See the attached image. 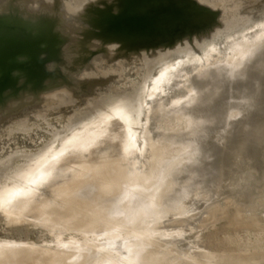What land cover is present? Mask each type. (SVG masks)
<instances>
[{"label": "rangeland", "instance_id": "obj_1", "mask_svg": "<svg viewBox=\"0 0 264 264\" xmlns=\"http://www.w3.org/2000/svg\"><path fill=\"white\" fill-rule=\"evenodd\" d=\"M142 1L148 2V6L142 8ZM171 1L186 7L191 16L177 20L172 28L165 21L143 32L129 27L130 17L126 13L129 10L156 11L157 17H165V3H159L163 10L157 11L155 0H0V24L16 20L23 29L24 36L18 37L28 46L17 54L26 50L28 55H33V61L26 67L28 73L32 76L45 67L48 74L43 82L21 84L19 91L9 92L0 99V195L24 188L23 193L0 208V246L17 243L29 249L35 245L39 251L44 241L63 236L54 248L63 250L68 264H123L124 260L130 261L131 256L134 259L131 258L130 263L126 261L127 264H134L136 259L139 264H149L146 260L142 263L145 258L141 255L153 250L163 252V248L165 253L175 250L172 256L177 253L174 257L184 259L183 262L186 259L185 264H264V141L257 142L262 137L264 140V92L261 91L264 90V52H260V49L264 51V15L254 17L264 10V0ZM3 30L11 32L10 27ZM218 32H222L226 42L208 67L190 74L185 73L186 69H176L184 61L183 66L190 67L204 59L202 50ZM259 32L262 36L258 41H243L245 36L253 38ZM182 46L189 49L180 51ZM48 49L55 51L56 56L59 53L56 61L52 60L54 53ZM45 51L51 56L46 61ZM188 53L195 57L185 60ZM229 55L234 59L228 60ZM13 67L15 61L11 69ZM24 67L22 62L15 76L20 79L18 83L22 81ZM239 72L245 74L243 79L235 77ZM257 72H261V76ZM182 76L193 79L189 83L193 87L190 94L180 89ZM256 81L263 89H259L261 85ZM150 86L158 90L162 98L154 104L155 108L162 102V108L153 109L152 113L159 116L166 131L158 124L149 127L150 136L156 141L151 142L167 148L157 166L158 171L166 172L149 185L151 188L122 182L102 194L98 178L88 174L87 166L91 161H99L102 154L105 159L119 160L121 164L135 157L142 160L144 143L139 136L146 125L147 119L142 116L147 112L144 93ZM245 89L249 92L245 93ZM176 96L186 98L178 104V109L176 103L171 102L176 105L173 107L169 102ZM256 97L259 102L253 103ZM253 107L259 114L254 113ZM158 109L173 110V120L170 118L173 122L165 121L171 112L168 111V115ZM219 115H223L221 119ZM180 121L188 122V126L178 132ZM166 122L173 128H168ZM250 124L256 130L250 127L254 136L250 133ZM244 129L247 136L250 133L249 137L242 134ZM235 156L238 158L234 159ZM62 157L68 158L67 167L76 165L71 177L75 185L70 194L72 199L90 209L82 210L92 216V220L107 223H102L107 227L102 229L106 234L102 230L93 233L88 228L66 231L54 224L45 226L40 223L37 211L31 210L32 203L47 204L54 184L68 180L69 175L60 170L43 186L33 185L40 175L53 169L52 160ZM211 169H217V174H211ZM153 171L147 170L138 177L144 179ZM116 172L117 167L110 170V180ZM234 179H241L243 185L238 187L240 181ZM137 199L142 205L143 201H149V205H144L147 208L144 212ZM150 200L165 207L160 206L161 210ZM154 209L156 212H152ZM54 212L64 218L68 214L59 206H55ZM94 212H101L102 216ZM152 213L157 215V218L154 215L156 220ZM129 214H138L134 217L137 220L128 223ZM147 221L153 226L148 227ZM112 226L117 229H113L116 232L112 235L117 233L118 237L108 240ZM135 228L140 230L139 239L144 233L146 243L138 240L134 232L131 233L134 238L127 239L133 237L127 233ZM99 233L102 237L97 235ZM38 253L34 254L36 260L40 257ZM117 258H121L122 263ZM113 259L116 262L112 263Z\"/></svg>", "mask_w": 264, "mask_h": 264}, {"label": "bare ground", "instance_id": "obj_2", "mask_svg": "<svg viewBox=\"0 0 264 264\" xmlns=\"http://www.w3.org/2000/svg\"><path fill=\"white\" fill-rule=\"evenodd\" d=\"M78 1V0H77ZM137 1V0H136ZM151 1V0H150ZM153 1V0H152ZM78 3V2H77ZM129 3H130V1H129ZM155 3H157V5H158V7H159V3H165V6H167L166 7V9H165V11H167V13H166V16H168L169 15V13H170V11L172 10V9H174V8H183V12L177 17V18H170V19H168L167 20V24H168V26H175V23L177 22V20L179 21V19L181 20V18H185V17H189V16H191V12H189V10L186 8V7H184V6H182V5H180L179 4V2H175V1H171V0H155ZM154 4V3H153ZM141 6H142V8H145L146 6H148V2H146V1H142L141 2V4H140ZM140 5H139V8H140ZM154 5H156V4H154ZM156 5V6H157ZM187 5V4H186ZM149 6H151V5H149ZM153 6V5H152ZM156 6H154V7H156ZM163 5H161V7H162ZM164 6V7H165ZM123 7V6H122ZM138 7V6H137ZM153 7V8H154ZM161 7H159V8H157V11L158 10H161L160 8ZM16 8L18 9V7L16 6ZM150 8V7H149ZM163 8V7H162ZM12 9V8H11ZM151 9V8H150ZM121 10V9H120ZM152 10V9H151ZM163 10V9H162ZM161 10V11H162ZM16 11V10H15ZM12 11L10 10V13H11ZM120 12H122V11H120ZM144 12V11H143ZM160 12V11H159ZM158 12V13H159ZM6 13V12H5ZM147 13H154V15L156 16L157 15V13H156V11H151V12H147ZM4 14V13H3ZM175 15V14H174ZM264 15V10L263 11H258L256 14H255V18H259L260 16H263ZM158 16H159V14H158ZM170 16V15H169ZM0 17H2V16H0ZM103 18V17H102ZM108 18H109V16H108ZM197 18H199V17H197ZM17 19H19V18H17ZM9 20V19H8ZM106 20V19H105ZM21 21H23L22 19H21ZM111 21V20H110ZM14 22H16V20L14 21ZM13 21H6V22H4V23H2V24H0V31H2L3 30V27H10V29H11V32L10 33H14V35H16V36H24V33H23V29L22 28H20L19 26H18V22H16V23H14ZM103 24V23H102ZM130 24V23H129ZM161 25V24H160ZM166 26V25H165ZM25 27V26H24ZM127 28V27H126ZM172 28V27H171ZM38 29H40V28H38ZM159 29V28H158ZM125 30V29H124ZM39 31H41V30H39ZM129 31V30H128ZM32 32V31H31ZM30 32V33H31ZM120 32H123V31H120ZM143 32H145V31H143ZM33 33V32H32ZM125 32H123V34H124ZM219 34H216L215 36H213V38L210 40V44H208L203 50H202V53L204 54V59H199V61L196 63H194L193 65H189L190 67H186V66H183V63L185 64V61L180 65V66H178L176 69H186L185 70V73H187V74H190V73H199V72H201V71H203L206 67H208V65H209V63H211L212 61H214L216 58H214V56L215 55H219V52H220V50H221V48L225 45V42H226V40H224L223 38H222V35H221V33L222 32H218ZM262 32H259L255 37H253V38H249V37H244L243 38V41L244 42H253V41H258V39L259 38H261V36L262 35H260ZM203 35V34H202ZM200 36V35H199ZM198 36V37H199ZM199 38H201V36L199 37ZM198 38V39H199ZM204 38V37H203ZM242 38V37H241ZM197 39V38H196ZM198 39H197V41H198ZM204 40V39H203ZM228 40H230V39H228ZM200 41V40H199ZM195 42V41H194ZM197 43V42H196ZM187 45V44H186ZM55 47H56V44H55ZM192 48H193V46H191ZM189 49V47L188 46H182V48H180V51H186V50H188ZM259 50V49H258ZM29 52V51H28ZM26 50H23L22 51V53H19V54H17L16 56L17 57H19V55L21 56V54H30V53H28ZM56 52H58V50L56 51ZM256 52H258L259 53V51H256ZM255 52V53H256ZM260 52H264L263 50L261 51V49H260ZM51 53V52H50ZM55 53V52H54ZM257 54V53H256ZM262 54V53H261ZM50 55V54H49ZM48 55V56H49ZM52 55V54H51ZM56 55V54H55ZM58 55H59V53H58ZM260 55V54H259ZM31 56H33V55H31ZM217 56H215V57H217ZM257 56V55H256ZM195 56H193L192 54H190V53H188V55H187V57H186V59L185 60H192L193 58H194ZM234 56H232V55H229L228 57H227V59L229 58L230 60H232V59H234L233 58ZM254 57V56H253ZM260 57V56H259ZM198 58V57H197ZM249 58V57H248ZM263 58V57H262ZM228 59V60H229ZM193 63V62H192ZM259 63V62H258ZM261 63V62H260ZM263 63H264V59H263ZM258 65V64H257ZM261 65V64H260ZM264 65V64H263ZM181 66H182V68H181ZM262 67V66H261ZM261 69V71L263 70L262 68H260ZM259 69V70H260ZM246 72V71H245ZM257 73H261V72H257ZM251 74V73H250ZM259 74L258 75H256V76H259ZM36 74L34 73L32 76H35ZM264 75V74H263ZM215 76V75H214ZM243 76H245V74L244 73H241V72H239V73H237V75H235V77L236 78H242L243 79ZM250 76V75H249ZM260 76H261V74H260ZM235 77H234V79H235ZM246 77H247V75H246ZM245 77V78H246ZM254 77H252V79H253ZM190 79H192V78H190V77H188V76H182L181 77V81H182V86L180 87V89H181V91H183V93H185V92H188L189 94H190V92H191V88L190 87H192V86H190ZM255 79H257V78H255ZM219 80V79H218ZM237 80V79H236ZM239 80V79H238ZM192 81H193V79H192ZM212 81H213V79H212ZM216 81V80H215ZM214 81V82H215ZM256 82H258L259 83V81H256ZM258 83H256V84H258ZM194 84V83H193ZM215 84V83H214ZM256 84H255V86H256ZM263 84H264V82H263ZM253 85V84H252ZM251 85V86H252ZM259 85H261L260 83H259ZM250 86V87H251ZM216 87H217V85H216ZM249 87V86H248ZM262 87V85L261 86H259V89ZM264 87V86H263ZM154 87L153 86H150V87H148V88H146V90H145V93H144V95H146V101H145V103L147 102V105L145 104V107L147 108V112H145V115H143V113H142V116H144L145 117V119H147L146 120V122H145V124L146 125H144V128L142 129V131H141V134H140V136H139V139H141L142 141H143V143H144V146L142 147V152H143V154H141V157H142V155H143V158H142V160H140L139 158L140 157H135L134 158V160H131L129 163H125V164H121V162L119 161V160H117V161H109L108 159H105L106 157L104 156V154H102L101 155V159L99 160V161H95L94 163H92V161L88 164V166H87V171H88V174L89 175H91V176H96L97 178H98V181H99V187L101 188V193L103 194V193H105L106 192V190H108L109 188H112V186H114L115 184H119V185H121V183L122 182H127V183H132V184H134V183H138V185L140 184V185H142L144 188H146V186L147 187H150L149 185L151 184L152 185V183H154L157 179H159L160 178V176L162 175V173H164V172H166V170L164 171V172H160V170L158 171V169H157V166H159L160 165V163L162 162L161 161V157L163 156V154H165V152H167V151H165V149H167V148H163V144L162 145H156V144H154L156 141L155 140H153V136H150V134H151V128L149 127L150 125H155V126H157L156 124H158V126H159V128L161 129V130H163V128L164 127H162L161 126V123L159 122L160 120H159V116L157 117V115L156 114H154L153 115V113H154V111H153V113H152V110L153 109H155V111H157L156 110V108H162V106L160 107V105H161V103L160 102H158L160 105H159V107H155L154 108V104L156 105L157 103V101H159L160 99L162 100V98H161V94H160V92L158 91V90H155V89H153ZM193 88V87H192ZM243 88V87H242ZM247 88V87H246ZM254 88V87H253ZM196 89V88H195ZM212 89V88H211ZM213 89H215V88H213ZM238 89V88H237ZM241 89V88H240ZM261 89H263V88H261ZM202 90V89H201ZM215 90H217V89H215ZM242 90V89H241ZM244 90V89H243ZM252 90V89H251ZM237 91V90H236ZM239 91V90H238ZM248 92H249V90H247ZM247 91H246V89H245V93H247ZM262 92H264V90H261ZM204 92V91H203ZM203 92L201 93V94H203ZM222 92V91H221ZM240 92V91H239ZM242 92V91H241ZM251 92V91H250ZM253 92H254V90H253ZM258 92L261 94V92L258 90ZM237 93V92H236ZM211 94V93H210ZM219 94H220V92H219ZM218 94V95H219ZM253 94V93H252ZM255 94V93H254ZM258 93H256V95H257ZM259 94V95H260ZM209 95V94H208ZM212 95V94H211ZM214 95H215V93H214ZM213 95V96H214ZM237 95V94H236ZM242 95V94H241ZM248 95V94H247ZM246 95V96H247ZM262 95V94H261ZM263 95H264V93H263ZM212 96V97H213ZM251 96V95H250ZM203 97V96H202ZM205 97V96H204ZM238 97V96H237ZM245 97V96H244ZM248 97V96H247ZM259 97V96H258ZM258 97H256V99L258 98ZM262 97V96H261ZM211 98V97H210ZM251 98V97H250ZM145 99V98H144ZM215 99V98H214ZM239 99V98H238ZM245 99V98H244ZM259 99V98H258ZM255 100V102L253 101V103H256V101L257 102H259V100ZM261 100H263L262 98H260ZM186 100V98H177V96L176 97H172L171 99H170V103L171 102H174V103H176L177 104V109H178V104L180 105V103L181 102H184ZM206 100H208V99H206ZM205 100V101H206ZM247 100V99H246ZM249 100V99H248ZM247 100V101H248ZM251 100V99H250ZM253 100H254V98H253ZM260 100V101H261ZM167 101V99H163V102H166ZM214 101V100H213ZM213 101H212V103H213ZM240 101V100H239ZM144 102V101H143ZM211 102V101H210ZM250 102H252V101H250ZM249 102V103H250ZM238 103V102H237ZM240 103H244V101L242 102H240ZM167 104V103H166ZM172 104V103H171ZM247 104H248V102H247ZM142 105H144L143 103H142ZM163 105V104H162ZM211 104H209V109L212 107V106H210ZM243 105V104H242ZM249 105H251V103L249 104ZM253 105V104H252ZM257 106H258V104H256ZM172 106L174 107H176V105H174V104H172ZM245 106H246V104H245ZM245 106H243V107H245ZM257 106H255V107H257ZM144 106H142L141 108H143ZM166 107V106H165ZM247 107V106H246ZM168 108V107H167ZM248 108V107H247ZM250 109H251V106L249 107ZM254 108V107H253ZM144 110H145V108H143ZM166 108H164V110H165ZM170 110H171V108H169ZM169 109L167 110V111H164L163 109H158L160 112H161V110L162 111H164L165 112V114L166 113H168V111H169ZM174 109V108H173ZM246 108H242V110H245ZM257 109V108H256ZM255 108H254V113L256 114V113H258V109L256 110ZM176 110V109H175ZM255 110L257 111V112H255ZM246 111H249V110H246ZM252 111V112H253ZM260 111V110H259ZM143 112V111H142ZM160 112L158 113V112H156V113H158L159 115H161L160 114ZM169 112H171L172 114L170 115V117H165V114H164V116H160V117H165V121H167L168 119V122H170V121H172L173 120V110L172 111H169ZM177 112V111H176ZM261 112H263V111H261ZM261 112H260V114H261ZM140 113V112H139ZM138 114V113H137ZM170 113H168V115H169ZM176 114V113H175ZM194 114V113H193ZM254 114V115H255ZM259 114V113H258ZM136 115V114H135ZM168 115H166V116H168ZM262 115H264V114H262ZM221 116H223V115H221ZM221 116L219 115V117H218V119H221ZM156 118L158 119V120H156ZM170 118H172V120H170ZM160 119H163V118H160ZM167 119V120H166ZM188 121V120H187ZM161 122H163V120H161ZM168 122H166L167 123V127L169 126V123ZM173 122V121H172ZM181 122V121H180ZM160 123V124H159ZM165 123V124H166ZM174 123H175V121H174ZM165 124H163V125H165ZM176 124V123H175ZM174 124V125H175ZM254 124V123H253ZM252 124V125H253ZM173 125V126H174ZM251 125V124H250ZM249 125V128L250 127H254V126H256V124H254V126H250ZM165 126V127H166ZM188 126V122H185V121H183V122H181V123H179L178 124V126H177V128H178V132H180V130H182V129H184L185 127H187ZM166 127V128H167ZM169 127H171V126H169ZM168 127V128H169ZM176 127V126H175ZM171 128H173V127H171ZM249 128H247V129H249ZM252 128H250L251 129V135L252 134H254L255 132L254 131H256V130H254V128H253V130H252ZM258 128V130L260 129V127H257ZM154 129V128H153ZM165 129V128H164ZM256 129V128H255ZM168 131H170V129H167ZM245 130L246 129H244L243 131V133L242 132H239V133H242V134H244V136H247V134H246V132H245ZM261 130V129H260ZM164 131V130H163ZM162 131V132H163ZM165 131H166V129H165ZM242 131V130H241ZM248 131V130H247ZM250 131V130H249ZM253 131V132H252ZM262 131V130H261ZM177 132V133H178ZM164 133V132H163ZM167 133V132H166ZM238 133V134H239ZM247 133H249V132H247ZM250 133L248 134V136L247 137H249L250 136ZM257 133V132H256ZM259 133H260V131H259ZM246 134V135H245ZM258 134V133H257ZM255 135V134H254ZM254 135H252V136H254ZM162 136V135H161ZM151 137V139H149ZM177 137V136H176ZM105 138V137H104ZM174 138V137H173ZM164 139V138H163ZM262 139H263V137H262ZM261 138L260 139H258V141L257 142H259V141H261V142H263L264 140H262ZM151 140H153V141H155L154 143H152L151 142ZM157 141H158V139H157ZM166 141V140H165ZM261 142H259V143H261ZM262 144H264V143H262ZM259 145V144H258ZM261 145V144H260ZM167 147V146H166ZM176 149V148H175ZM177 150H179V149H177ZM183 150V149H182ZM181 151V150H180ZM141 152V153H142ZM173 153V152H172ZM175 153V152H174ZM177 154V153H176ZM171 155V154H170ZM174 155V154H173ZM173 155H171V156H173ZM180 156V155H179ZM102 157H104L103 159H102ZM166 157V156H165ZM203 157H205L204 155H203ZM100 158V157H99ZM238 158V157H237ZM236 158V156H235V158L234 159H237ZM251 158V157H250ZM56 159L57 158H55L54 160H52V163H53V165L51 166V168H53V169H51L48 173H46V174H44V175H40L39 176V179L38 180H35L34 182H36L35 184H33V185H35L36 187H41V186H43V184L55 173V175H56V172H59L60 170H62V172H66L68 175H69V177H68V180L66 181V182H64V183H57V184H54L52 187H51V194L49 195V198H48V200H47V204L46 205H44V206H40L39 204H37V203H32V208H31V210L33 209V210H36L37 211V215H38V218H39V220H40V223L42 224V225H45V226H47V225H51V224H54V225H56V226H58V228H59V230H75V229H81V228H84V229H89V231L91 230V232H92V230H93V233L95 232V233H97L98 231H100V230H106V228L107 227H105V226H103V224H105V222L104 221H102V220H92V216H88V214L86 215V213H83V210L82 209H86V207L84 206V205H82L81 203H78L77 201H75V200H73L72 199V197H71V193H72V191H73V189L75 188V185H74V183H73V181H72V176H73V174H74V172H75V169L74 168H76V165L74 164V165H72V167L71 166H66L65 164H66V160L68 159L67 157H62V158H59V159H57V161H56ZM163 159V158H162ZM168 159V158H167ZM174 159V158H173ZM206 159H208V158H206ZM168 160H171V158H169ZM174 161H175V159H174ZM203 161V160H202ZM76 163H79V161H77ZM176 163V162H175ZM169 165V164H168ZM115 167H117V172L115 173V177H114V179H112V180H110V175H109V173H110V170L112 169V168H115ZM121 167V168H120ZM119 168V169H118ZM152 169H154V171H153V173H148V175H147V177L146 178H144V179H141V178H139L138 177V175L140 174V173H142V172H145V171H147V170H152ZM178 170V169H177ZM183 170V169H182ZM179 171V170H178ZM188 171H190V170H188ZM217 169L215 170V169H211V174H217ZM183 173V172H182ZM240 173V172H239ZM246 173L247 172H245V175H244V170H243V175L244 176H246ZM180 174V173H179ZM241 174H242V172H241ZM164 175V174H163ZM177 175V174H176ZM184 175V174H183ZM210 175V174H209ZM238 175H240V174H238ZM237 175V176H238ZM189 176V175H188ZM208 177V176H207ZM239 177V176H238ZM238 177H236V178H238ZM202 178H203V176H202ZM235 178V177H234ZM239 178H242V177H239ZM162 179H163V177H162ZM243 179H245L244 177H243ZM186 180V179H185ZM235 180V179H234ZM237 180H239V179H237ZM237 180H235V182L237 181ZM241 180V179H240ZM239 180V181H240ZM33 182V183H34ZM238 182V181H237ZM241 182H244V181H240V182H238V184H237V186L238 185H243V183L241 184ZM56 183V182H55ZM159 183V182H158ZM170 183V182H169ZM172 183V182H171ZM233 183H234V181H233ZM240 183V184H239ZM159 185V184H158ZM157 185V186H158ZM171 186H172V184H170ZM234 185V184H233ZM236 186V185H235ZM235 186H233V187H235ZM239 187V186H238ZM151 188V187H150ZM237 188V187H236ZM147 189H149V188H147ZM155 189V188H154ZM142 190H145V189H142ZM238 190H239V188H238ZM23 191H24V188H20V189H17V190H14V191H10V190H8V191H5L2 195H0V208H2L5 204H6V202H8V201H10V200H12V199H15L19 194H21V193H23ZM143 193H146V192H144L143 191ZM156 194V193H155ZM142 194H140L139 195V197L141 196ZM153 195V194H152ZM197 195H198V193H197ZM156 196H157V194H156ZM158 196H160V195H158ZM157 196V197H158ZM153 197H155V196H153ZM161 197V196H160ZM184 197V196H183ZM239 197V196H238ZM121 198H123L122 196H121ZM121 198H120V200H121ZM142 198V197H141ZM197 198V197H196ZM124 199V198H123ZM145 200H147L146 198H144ZM73 200V201H72ZM140 200H143V198L142 199H140ZM140 200H138L137 199V203H138V201H139V205H141V207H142V209H144V210H142V212H144L145 211V206L144 205H146L147 206V204L149 205V201L148 202H146V201H143V202H145L144 203V205H142L143 203L140 201ZM153 200H154V198H153ZM161 199L159 198V201H160ZM179 200V199H178ZM136 201V200H135ZM162 201V200H161ZM150 202H152L151 200H150ZM153 202H155V200L153 201ZM152 202V203H153ZM158 202V201H157ZM177 203H178V201H176ZM162 203H163V201H162ZM177 203H174L175 205L177 204ZM34 204V205H33ZM65 204V205H64ZM154 205H158V207L157 208H160L161 209V207L159 206V204L158 203H153ZM55 206H59L60 207V210L61 211H63V210H67L68 211V214H67V216L64 218V217H60V213H55L54 212V208H55ZM29 207V206H28ZM154 207V206H153ZM163 207H165V206H163ZM162 207V208H163ZM149 208H152V204H150V206H149ZM148 208V209H149ZM30 209V208H29ZM88 209V208H87ZM86 209V211H89V210H87ZM99 209V208H98ZM147 209V208H146ZM97 210V209H96ZM141 210V209H140ZM159 210V209H158ZM157 210V211H158ZM162 210V209H161ZM92 211V210H91ZM105 211H107V210H105ZM132 211H134V209H132ZM151 211V210H150ZM153 211H155V209L154 210H152V212ZM97 212V211H96ZM96 212H94V213H96ZM104 212V211H103ZM156 212V211H155ZM154 212V213H155ZM161 212V211H160ZM159 212V213H160ZM88 213V212H87ZM107 213V212H106ZM154 213H152L153 214V216L155 215ZM97 215H101V212H98V213H96ZM105 214V213H104ZM140 215H141V213H139ZM152 214H151V216H152ZM90 215H92V213L90 214ZM94 215V214H93ZM106 215V214H105ZM138 215V214H137ZM137 215H135V214H129V215H127V222L129 223V222H132V221H134V220H137V219H135L134 217L135 216H137ZM102 216V215H101ZM152 216V217H153ZM156 216V218H157V215H155ZM155 216L153 217V219L154 220H156V218H155ZM103 217H105V216H103ZM152 217H151V219H152ZM93 218H96V217H94L93 216ZM102 218V217H101ZM100 218V219H101ZM106 218V217H105ZM134 218V219H133ZM99 219V218H98ZM107 219V218H106ZM105 219V220H106ZM138 219H139V216H138ZM152 219V220H153ZM149 220H150V217H149ZM151 220V221H152ZM38 221V220H37ZM102 221V222H101ZM111 220L109 219V222H110ZM104 222V223H103ZM107 222V221H106ZM112 222H114V221H112ZM147 222H149V221H147ZM147 222H146V224H147ZM103 223V224H102ZM143 223V222H142ZM145 223V222H144ZM150 223V222H149ZM147 224V225H149L148 227H152L153 226V224L151 225V223L150 224ZM153 223V222H152ZM155 223H156V221H155ZM154 223V224H155ZM38 224H39V221H38ZM40 224V225H41ZM107 224V223H106ZM105 224V225H106ZM109 224V223H108ZM113 224V223H112ZM110 225H111V223H110ZM114 226V225H113ZM113 226L112 227H110V229L112 230H110V229H108V230H110V233H111V235H106L107 236V239L109 240V239H113V238H116V237H118V234L117 233H114L113 235H112V233L113 232H116V231H114L115 229H116V227H115V229L113 228ZM127 226H129V224L127 225ZM103 227H105V229L103 228ZM129 227H132V226H129ZM139 227V226H138ZM141 227H143V225L141 226ZM141 227H139L138 229H140ZM144 228H146V227H144ZM83 229V230H84ZM114 229V230H113ZM127 229H129V228H125V230L127 231ZM133 229V228H132ZM147 229V228H146ZM146 229H144V231L146 230ZM58 230V231H59ZM102 230V231H103ZM107 230V234L109 233V231ZM117 230V229H116ZM120 230H122V229H120ZM124 230V232L125 233H127L126 231ZM141 230H143V228L141 229ZM129 231V230H128ZM138 233H137V232ZM140 231V230H139ZM139 231L138 230H136V228H135V231H131L130 232V234H128L127 233V235H130V236H133V237H128L127 238V235H126V238L129 240V239H131V238H134V235H131V233L133 234V232H134V234L136 233V235H137V238L139 237L138 235H139ZM143 231V232H144ZM86 232H87V230H86ZM119 232V231H118ZM142 232V233H143ZM103 233H105L104 231H103ZM102 233V234H103ZM120 233H122V232H120ZM119 233V234H120ZM141 233V232H140ZM59 234V233H58ZM62 234V233H61ZM87 234H89V232H87ZM106 234V233H105ZM104 234V235H105ZM146 234V233H145ZM89 235H91V234H89ZM95 235V234H94ZM98 236L100 235L101 237H102V235H101V233H99V234H97ZM115 235H117V236H115ZM125 235H123V236H125ZM142 235H144V233L143 234H141L140 236H141V238L139 239L138 238V240H140V241H142L144 238H145V236H144V238L142 237ZM58 236H60V235H58ZM62 236V235H61ZM60 236V237H61ZM93 236V235H92ZM113 236V237H112ZM115 236V237H114ZM55 237H57V236H55ZM63 237V236H62ZM62 237L61 238H53V239H51V240H47V241H44L43 243H45V245L44 246H42V245H39L41 248H40V250L38 251V250H36V246L34 245V246H32L31 248H29V249H27V247L24 249V248H22V246H20L19 244H15V243H13L12 245H3V246H0V264H68V262H69V260H67V255L65 254V253H63V250L61 251V249H59V248H54L55 247V245L56 244H58L59 242H61L62 241ZM120 237V236H119ZM122 237V236H121ZM148 237V234H147V236H146V238ZM126 238L125 237H123L122 239V244L124 243L123 241H124V239L126 240ZM148 238H150V236L148 237ZM148 238H147V242H148ZM104 239V238H103ZM106 239V240H107ZM121 239V238H120ZM135 239H136V237H135ZM116 240V239H115ZM132 240V239H131ZM137 240V239H136ZM137 240V241H138ZM121 242V241H120ZM120 242H118V243H120ZM145 241L143 240V242L142 243H144ZM115 243H117V241H115ZM146 243V242H145ZM39 244H41V243H39ZM1 245V244H0ZM94 245V244H93ZM92 245V246H93ZM124 245H125V243H124ZM94 247V246H93ZM96 247H97V244H96ZM38 249V248H37ZM159 249H162L161 247L159 248ZM163 250V252L161 251V252H158V251H156V250H153V251H149L148 253H146V252H144V253H146L145 254V256H143V254L141 255L143 258H145V259H143V262L142 263H144V260H146L149 264H185V262L187 261L186 259H185V262H183V260L184 259H182V261H180L179 259H176L174 256L177 254V253H175L173 256H172V252L173 251H175V250H173L172 248H171V250H173V251H170V252H164V251H166L164 248L162 249ZM37 252H39L38 254L40 255V257H39V259L37 258V260L35 259V257H34V254L35 253H37ZM174 253V252H173ZM181 253V252H180ZM184 253V252H183ZM187 255V254H186ZM189 255V254H188ZM112 256V255H111ZM131 256V255H130ZM129 256V257H130ZM134 256V255H133ZM182 256H184L183 254H182ZM114 257H115V255H114ZM135 257V256H134ZM178 257V256H177ZM180 257V256H179ZM187 257V256H186ZM103 258V257H102ZM107 258V257H106ZM106 258H103V259H106ZM131 258H133L132 256H131ZM130 258V261H129V259H128V261H129V263L131 262V259ZM135 258H137V257H135ZM185 258V257H184ZM188 258V257H187ZM99 259H101V258H99ZM120 260H121V258H119ZM125 259V258H124ZM123 259V260H124ZM134 259V258H133ZM142 259V258H141ZM189 259V258H188ZM194 259V258H193ZM199 259V258H198ZM203 259V258H202ZM117 260H118V258H117ZM120 260H118V262L119 263H122V260L120 261ZM195 260V259H194ZM201 260V259H200ZM97 261H99L100 262V260H97ZM110 261H111V259H110ZM127 261V260H126ZM125 260L123 261V264H127V262H126ZM138 261H140V260H138ZM106 262V261H105ZM113 262H116V261H114V259L112 260V263ZM134 262V264H135V262L136 263H138L139 264V262H137V259L135 260V261H133ZM204 262V261H203ZM96 263H98V262H96ZM101 263V262H100ZM188 263V262H187ZM105 264V263H104ZM132 264V263H131ZM209 264V263H208ZM211 264V263H210Z\"/></svg>", "mask_w": 264, "mask_h": 264}, {"label": "water", "instance_id": "obj_3", "mask_svg": "<svg viewBox=\"0 0 264 264\" xmlns=\"http://www.w3.org/2000/svg\"><path fill=\"white\" fill-rule=\"evenodd\" d=\"M182 12L183 8L176 7L170 11V16L157 17L154 15V13H147L145 11L143 12V10H129L126 13V16L128 15L130 17L131 23L129 24V27L139 28L141 31L145 30L146 32H149L155 29L157 24L165 21L167 22V20L170 18H177ZM193 12L197 11L193 10ZM27 46L28 45H26L18 36L14 35V33L4 32V30L0 31V99L6 97L9 92L14 93L19 91L21 84H39L47 78V69L42 66L40 70L38 69L36 71L35 76H31L28 73L26 67H28L27 65L33 61L32 56L28 54H21V56L19 55V57H17V61L15 60L16 54ZM48 52L54 53L55 51L48 49ZM48 52L45 51L44 53V61L51 58V56H48ZM54 54L52 55V60L56 61L58 59V54L57 56ZM14 61L15 68L13 67V69H11V65ZM22 62L24 63L25 67L23 70V76L21 77L22 81L21 83H18L20 79H17L15 76L20 71L19 66L22 64Z\"/></svg>", "mask_w": 264, "mask_h": 264}]
</instances>
